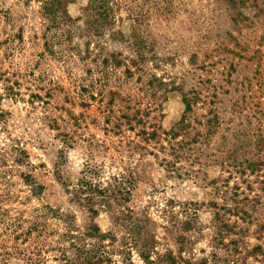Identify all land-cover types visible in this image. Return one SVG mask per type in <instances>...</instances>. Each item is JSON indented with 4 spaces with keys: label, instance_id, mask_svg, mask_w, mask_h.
<instances>
[{
    "label": "rangeland",
    "instance_id": "374dc122",
    "mask_svg": "<svg viewBox=\"0 0 264 264\" xmlns=\"http://www.w3.org/2000/svg\"><path fill=\"white\" fill-rule=\"evenodd\" d=\"M43 1L0 0V264H26L19 252L34 243L14 239L5 223L41 206L80 227L113 228L107 209L92 217L73 194L86 165L103 180L131 181L125 207L156 223L159 251L179 255L162 226L188 214L185 259L264 264V165L233 167L264 163L255 146L264 138V0H58L61 27L45 18ZM6 79L16 95L5 94ZM191 91L206 101L193 126L205 133L198 124L211 110L220 124L173 165L164 136L144 141L142 132L171 130ZM217 214L235 228L217 229ZM56 256L41 264H63Z\"/></svg>",
    "mask_w": 264,
    "mask_h": 264
},
{
    "label": "trees",
    "instance_id": "16d2710c",
    "mask_svg": "<svg viewBox=\"0 0 264 264\" xmlns=\"http://www.w3.org/2000/svg\"><path fill=\"white\" fill-rule=\"evenodd\" d=\"M59 5L60 1L58 0L43 1L45 18L49 20L52 27L66 25L64 20H59L56 16L57 10L55 11L54 8ZM89 10H92V7ZM66 14L65 11L62 12V15ZM99 16L102 17L101 14ZM67 22H71V20L68 19ZM237 46H242L240 48L242 53V50L247 51L244 48L245 45L238 43ZM111 57L114 58V56ZM113 64L115 67L120 66L119 61L116 60ZM124 66H126V73H131L129 66ZM135 67H137V71H142L140 63ZM1 78L2 75H0V80ZM5 81L10 83L4 87L5 94L16 95L15 84L10 79ZM2 96L0 94V102ZM216 96L213 97L216 98ZM182 101L185 106L184 114L171 130L159 133L160 129L156 126L152 127L151 133L142 132L146 137L144 141L155 140L160 134L164 136L170 156L175 161L173 165L178 160L191 159L189 154L194 152V145L210 138L215 128L220 124L217 113L211 110L203 124H198L206 129L205 133L198 130L197 126H193L190 115L199 102L204 105L206 101H203L196 91L183 93ZM210 104L213 105L214 101ZM111 118L114 119V117ZM255 146L259 148V151H262L260 148H264V138L261 137ZM262 165H264L262 160L250 159L246 162L235 163L233 167L238 173L243 174V171L249 170L259 172ZM131 187V181L124 175L103 180L101 172L96 167L85 166L73 194L80 202L79 205L86 208L92 217H96L101 209H107L111 213L113 228L106 232H103L94 221L80 227L75 223L73 216L65 215L49 206L34 209V213L28 218L16 216L13 219L10 218L5 226L10 230L14 239L23 238L22 243L24 244L34 243L31 250H24V253L21 250L19 252L25 257L23 260L26 264L44 263L47 259L45 254L49 252H55L57 256L54 258L63 264H116L117 257L120 259L117 264H135L132 259L134 253L143 264H209L207 260L197 261L182 257V250L191 245L189 237L185 234L191 231L194 225V217L188 214L184 215V219H179L176 216L171 217L168 220L170 224L162 226L164 234L170 236L179 245V255L175 256L169 249H165L164 252L159 251L161 239L155 232L156 223L147 213L139 214L133 209L125 207L131 196ZM216 219L217 229L220 228L229 233L235 228V224L231 225L219 217V214L216 215ZM24 225H27L26 230L23 229ZM219 231L221 235L222 231ZM256 250H261V248L258 246L254 252ZM18 251L19 249H15V254ZM7 255L12 257L13 253H7ZM235 262L237 264V261Z\"/></svg>",
    "mask_w": 264,
    "mask_h": 264
}]
</instances>
